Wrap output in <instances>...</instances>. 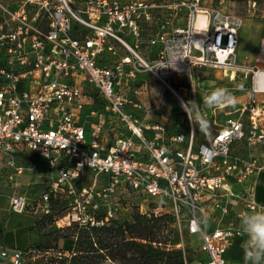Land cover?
Returning <instances> with one entry per match:
<instances>
[{
    "label": "built area",
    "instance_id": "built-area-1",
    "mask_svg": "<svg viewBox=\"0 0 264 264\" xmlns=\"http://www.w3.org/2000/svg\"><path fill=\"white\" fill-rule=\"evenodd\" d=\"M202 3L0 0V159L14 189L23 171L15 161L19 154L57 170L40 200L14 191L10 210L48 212L50 197L64 196L70 201L57 222L99 225L118 217L112 198L123 187L150 199L140 211L168 212L179 230L198 234L206 264H229L227 250L243 236L239 216L257 208L250 179L262 165L235 154L233 146L264 149V100L257 97L264 94V68L257 65L264 64V38L256 64H239L244 16ZM257 3L248 0L247 14ZM198 12L205 14V32L195 28ZM199 68L229 71L230 77L249 71L250 96L234 114L204 128L182 107L178 126L155 120L163 112L161 100L149 102L154 89L180 105L185 94L198 103ZM89 100L95 119L87 128L79 111ZM201 112L207 118L203 104ZM87 172L90 181L77 188ZM74 253L55 247L31 258L59 264ZM3 257L24 260L21 251L8 256L0 248Z\"/></svg>",
    "mask_w": 264,
    "mask_h": 264
},
{
    "label": "rangeland",
    "instance_id": "rangeland-1",
    "mask_svg": "<svg viewBox=\"0 0 264 264\" xmlns=\"http://www.w3.org/2000/svg\"><path fill=\"white\" fill-rule=\"evenodd\" d=\"M203 5L206 6H221L224 9L232 10L236 13H239L244 16L243 25L241 27V40L239 41V64L249 65L251 63V59L255 54V38L257 37L260 31L264 34V0H258V9L253 14H247L246 9L248 5V0H203ZM245 66V65H244ZM228 74H224L221 69H212V68H199L196 70L197 78L200 82V86L203 88L198 92V103L202 105L201 96L204 95L205 92L210 91L216 87H225L229 89L232 94L237 98V103L235 107L225 108L223 110L217 109H209L204 106L205 112L208 114L206 120L209 123L211 120L215 119L217 122L223 121L228 113H235L237 108L245 99L247 93L249 92L250 85V72L247 70H236L233 77H230L231 72H227ZM149 80L151 85L156 88L157 84H154L155 79L152 76L146 77ZM208 90H205L207 89ZM156 89L150 93V104L154 105L156 100H161V109L160 112L166 114L169 110V104L172 103V111L174 116H180L184 121V114L182 113V108L180 102L174 97V95H170L168 92H162L160 96L155 94ZM153 93V94H152ZM91 95L97 97L98 94L96 92H92ZM185 98L187 101H190L188 94H185ZM168 102V103H167ZM8 168L4 163L3 159H0V193L7 192L10 189L11 182L8 179L7 173ZM51 173H54L53 168H50ZM27 174L37 177L38 176V168L29 169L26 171ZM91 174L85 173L82 176L81 182H77L76 187H80L81 185H85L90 181ZM77 187V188H78ZM18 192L24 191V193L28 196L32 195L33 197L38 195V185L30 184L24 185L22 184L17 188ZM112 200L117 203V207L119 209L118 219L119 222H123L125 219H131V214L137 212L138 209L144 210L147 205H149L150 199H146L141 196L139 193L128 190L126 188L120 187L115 192ZM70 201L69 197H62L58 202V204L53 208L48 217H46L47 221H52L54 224L53 228H57V234L60 236H65L71 234H78L79 230L73 225L63 224L62 221L57 222L59 218H62L63 214L67 210L68 203ZM56 232V231H55ZM165 234V237L161 236V239H166L167 245L172 244L175 245L176 248H182L185 256L187 257V261L185 264H205L204 258L200 254L198 250V239L196 236L189 235L186 230L183 228L179 230L176 226L172 224H167V226L162 231ZM58 239H63L60 237ZM245 238L237 239L233 246L230 249L229 255L232 259H240L243 260V250H242V241ZM49 238L46 241L49 242ZM95 240V237H93ZM54 241V240H51ZM52 244V243H51ZM77 248V256L73 264H81L86 262L88 264H119V261L112 259L111 257L106 256L105 258L98 257L101 251L95 250L94 247H88L85 241L80 242L76 246ZM78 249H85L79 252ZM8 256L14 255L16 252H20L19 249L15 248H6ZM103 254V253H101ZM81 255V257H80ZM52 259H54L52 257ZM21 262V261H20ZM53 261H49L44 263L42 258H25L23 263L20 264H52ZM0 264H14L13 261L9 259V257H3L0 260Z\"/></svg>",
    "mask_w": 264,
    "mask_h": 264
},
{
    "label": "crops",
    "instance_id": "crops-1",
    "mask_svg": "<svg viewBox=\"0 0 264 264\" xmlns=\"http://www.w3.org/2000/svg\"><path fill=\"white\" fill-rule=\"evenodd\" d=\"M241 30V29H240ZM255 38V54L251 59V63L249 65L244 64L245 66H254L255 56L257 55V50L262 38H264V34L260 31ZM241 40V32L239 34V41ZM239 51L240 47L238 44V59H239ZM239 62V61H238ZM259 67L264 68V64H257ZM235 72L233 73V75ZM233 77V76H232ZM250 96L249 92L247 93L245 99ZM260 100H264V94L257 95ZM244 99V100H245ZM92 100H89L88 103L84 104L79 111V121L84 123L87 128H90L91 122L95 119V117L90 116L89 111L93 108L95 103H91ZM168 103V102H167ZM169 104V110L163 115L156 114L153 118L157 121L165 123L168 126H172L175 122H182L183 118L180 116H174L172 111V103ZM233 150L235 154L241 156H248L253 157L260 163L262 166L258 170V172L251 176L250 181H254V197L257 203V208L259 206H264V149L260 147H247L242 146L240 144H235L233 146ZM4 160V159H3ZM15 161L17 164H21L23 166V171L17 176V181L20 187L22 184L30 185V184H37L38 185V195L33 197L32 195L28 196L22 192H18L17 188H13V182H11L10 189L7 192L0 193V248H15L19 249L20 251L29 249L31 254L35 257L39 255L38 253L48 252L53 248H60L63 245V239H58L56 244L55 241H51L50 239V232L55 231L57 228H53L54 224L51 221H47L45 212L42 209H38L37 212H24V213H17L13 212L9 208V196L14 192H18L21 194L26 195L30 200L37 201L40 200L42 193L48 188V186L52 183V181L57 176L56 167H50L45 163L44 160L40 158H35L33 156H29L25 153L19 154L16 156ZM5 163V160H4ZM35 167L38 168V176H32L27 174L26 171L29 169H34ZM50 168H53L54 173L52 174ZM88 173V172H87ZM90 174V172H89ZM8 176V173H7ZM82 180V179H81ZM79 180L78 182H81ZM88 184V183H87ZM59 198V197H58ZM192 236H196L198 239V250L200 254L204 258V263L206 264L207 256L204 254L200 248V238L198 234H189ZM49 238V242L46 239ZM245 238L237 237L234 239L232 244L229 246L227 250V258L229 260V264H243V260L240 259H232L229 255L230 249L233 246L234 242L237 239ZM75 237H73V240ZM52 243V244H51Z\"/></svg>",
    "mask_w": 264,
    "mask_h": 264
},
{
    "label": "trees",
    "instance_id": "trees-1",
    "mask_svg": "<svg viewBox=\"0 0 264 264\" xmlns=\"http://www.w3.org/2000/svg\"><path fill=\"white\" fill-rule=\"evenodd\" d=\"M180 122H175L172 127L178 126ZM61 197L51 196L49 199V211L45 218L49 216L53 208L59 203ZM103 215L102 212L97 214L98 217ZM51 221V220H50ZM52 222V221H51ZM174 217L168 212L155 214L152 211H140L131 214V219H125L119 222L118 217L108 220L99 225H78L70 224L78 228L79 233L60 236L57 234L58 229L50 232V239L55 241L63 237L62 250L74 251L75 253L63 262L73 264L77 254V244L85 241L88 247H94L95 250L101 251L98 255L100 258L106 256L119 261V264H185L187 257L182 248H176L175 245H167L166 239L162 233L167 224H174ZM73 237L75 239L73 240ZM95 237V240H93ZM79 252L85 249H78ZM24 259L31 258L29 249L21 251ZM103 253V254H101ZM81 257V255H80ZM98 262H96L97 264ZM53 264V263H52ZM81 264H88L83 262Z\"/></svg>",
    "mask_w": 264,
    "mask_h": 264
},
{
    "label": "clouds",
    "instance_id": "clouds-1",
    "mask_svg": "<svg viewBox=\"0 0 264 264\" xmlns=\"http://www.w3.org/2000/svg\"><path fill=\"white\" fill-rule=\"evenodd\" d=\"M202 104L209 109L223 110L235 107L237 98L225 87H216L202 96ZM190 122L200 128L207 125L201 105L195 100L182 103ZM240 228L245 239L242 241L243 264H264V206L243 211L239 216Z\"/></svg>",
    "mask_w": 264,
    "mask_h": 264
},
{
    "label": "bare ground",
    "instance_id": "bare-ground-1",
    "mask_svg": "<svg viewBox=\"0 0 264 264\" xmlns=\"http://www.w3.org/2000/svg\"><path fill=\"white\" fill-rule=\"evenodd\" d=\"M195 28L199 29L201 32H205L206 28V20H205V14L202 12H198L197 15V19L195 22ZM198 38V37H197ZM198 40L200 41V39L198 38Z\"/></svg>",
    "mask_w": 264,
    "mask_h": 264
}]
</instances>
